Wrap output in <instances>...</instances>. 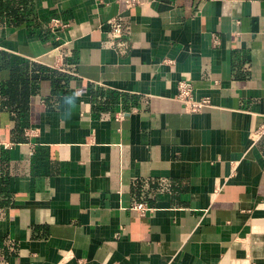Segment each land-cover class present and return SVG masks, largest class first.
<instances>
[{"label": "crops", "instance_id": "1", "mask_svg": "<svg viewBox=\"0 0 264 264\" xmlns=\"http://www.w3.org/2000/svg\"><path fill=\"white\" fill-rule=\"evenodd\" d=\"M263 121L264 0H0V264H264Z\"/></svg>", "mask_w": 264, "mask_h": 264}, {"label": "built area", "instance_id": "2", "mask_svg": "<svg viewBox=\"0 0 264 264\" xmlns=\"http://www.w3.org/2000/svg\"><path fill=\"white\" fill-rule=\"evenodd\" d=\"M136 2L137 0H126V3L128 4H133ZM109 23L110 33L113 37L117 38L124 35V27L120 22L111 20ZM51 25L52 27H57L61 25V22L58 19H52ZM176 100L182 104L184 110L187 112H197L204 107L210 106V99L207 96L199 98L194 96L193 85L191 81L184 78L179 80L177 84ZM256 136H264V121L258 127ZM133 208L140 213H144L146 210H149V207H147L144 203H137L133 206Z\"/></svg>", "mask_w": 264, "mask_h": 264}, {"label": "trees", "instance_id": "3", "mask_svg": "<svg viewBox=\"0 0 264 264\" xmlns=\"http://www.w3.org/2000/svg\"><path fill=\"white\" fill-rule=\"evenodd\" d=\"M53 70H55V69H53ZM53 70H51V72H54ZM44 71H47V69L45 68ZM55 72H56V70H55Z\"/></svg>", "mask_w": 264, "mask_h": 264}]
</instances>
